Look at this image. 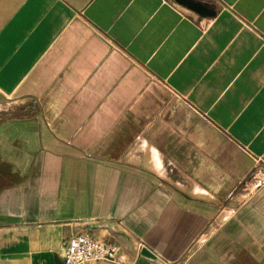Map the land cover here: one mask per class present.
I'll return each mask as SVG.
<instances>
[{
  "label": "crops",
  "instance_id": "obj_1",
  "mask_svg": "<svg viewBox=\"0 0 264 264\" xmlns=\"http://www.w3.org/2000/svg\"><path fill=\"white\" fill-rule=\"evenodd\" d=\"M194 1L0 0V264H264V0Z\"/></svg>",
  "mask_w": 264,
  "mask_h": 264
},
{
  "label": "built area",
  "instance_id": "obj_2",
  "mask_svg": "<svg viewBox=\"0 0 264 264\" xmlns=\"http://www.w3.org/2000/svg\"><path fill=\"white\" fill-rule=\"evenodd\" d=\"M117 256V244L84 232L68 236L61 249L62 264H95L115 261Z\"/></svg>",
  "mask_w": 264,
  "mask_h": 264
},
{
  "label": "water",
  "instance_id": "obj_3",
  "mask_svg": "<svg viewBox=\"0 0 264 264\" xmlns=\"http://www.w3.org/2000/svg\"><path fill=\"white\" fill-rule=\"evenodd\" d=\"M176 2L187 6L189 9L193 10L194 12L200 14V15H205V16H210L214 13L213 10L208 8L207 6L203 5L202 3L194 0H175ZM63 230V236L68 237L70 235V227L68 225L62 227Z\"/></svg>",
  "mask_w": 264,
  "mask_h": 264
}]
</instances>
